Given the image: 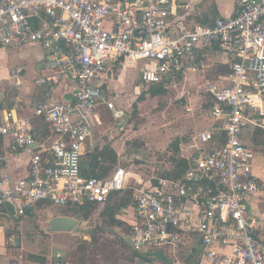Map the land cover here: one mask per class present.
I'll return each instance as SVG.
<instances>
[{
  "label": "built area",
  "instance_id": "built-area-1",
  "mask_svg": "<svg viewBox=\"0 0 264 264\" xmlns=\"http://www.w3.org/2000/svg\"><path fill=\"white\" fill-rule=\"evenodd\" d=\"M191 4L179 0H0V48L39 43L50 74L36 83L71 84V99L40 102L29 117L5 112L0 139L7 152H26L28 171L12 178L0 165V207L21 217L39 203L55 207L103 204L115 191L131 190L130 244L147 252L161 247L176 256L187 239L202 247L201 263L264 264L248 194L260 196L252 173L254 147L247 129L264 130V0H234V14L212 24L181 28L172 16ZM124 58L141 64L144 85L177 87L203 74L199 90L212 100L211 122L190 137L179 178L137 174L120 157L104 178L83 174L81 156L93 133L110 66ZM218 64L228 72L209 77ZM22 67L11 72L20 83ZM190 110V108H187ZM50 135L36 139L32 120ZM6 155H0L5 163ZM264 201V193H263ZM203 262V263H202ZM184 264V263H176Z\"/></svg>",
  "mask_w": 264,
  "mask_h": 264
},
{
  "label": "rangeland",
  "instance_id": "rangeland-1",
  "mask_svg": "<svg viewBox=\"0 0 264 264\" xmlns=\"http://www.w3.org/2000/svg\"><path fill=\"white\" fill-rule=\"evenodd\" d=\"M10 49V58L6 60L4 66L8 68L22 66V69H24L22 74L24 84L17 88L12 84L5 91L6 96L12 99L10 94L17 93L18 96L20 95L19 101L24 99V109L26 106L30 109V100L33 96L36 97L38 93V86L35 84L37 76L50 74V72H47L44 65L42 69L37 68V49L31 46L12 47ZM123 64H126V61ZM132 69L125 67L124 70L120 71L118 81H111L110 90L108 86L107 101L117 108L116 111L122 113L114 117L108 104H100L98 107H101H97V111L101 117V124H94V126L96 125L101 129H106L112 124L118 125V123L123 127L119 132L116 127L117 134L112 138V141H116L115 149L123 148L126 150L124 152L126 157L130 159L131 157H137L135 159L140 160V162L133 160L134 165L131 162L124 163L125 167L132 170L133 176L130 178L137 174L143 175V177L151 175L156 166L167 162L168 155L171 152L169 145L172 141L176 138L188 140L191 134L202 129L205 124L209 123L211 118L210 113L202 109L205 101L204 95L200 93L201 90H198L197 86H194V82H190V78L185 84H179L176 88L167 90L165 94L155 97L146 95L144 100L137 103V110L132 117L133 108L131 104L136 100V95L132 94V88L136 83L134 79L137 77L136 70ZM127 74L132 75L130 79L126 77ZM194 76L191 79L200 80L201 84L204 73ZM1 86L2 84H0V95L3 91ZM146 87V85L143 87V91L147 89ZM121 95H123L121 101L117 103V97ZM14 103V108L17 109L18 102L14 101ZM187 107L191 110H187ZM3 110H6L4 105L1 111ZM97 134L99 137L100 133L97 132ZM100 135L102 144L110 140H106L102 134ZM260 136L263 138L261 142L264 143V132ZM262 145L264 146V144ZM88 148L89 145L86 144V149ZM263 150L264 147H256L257 154ZM101 210L102 205L92 212L88 220L73 217L78 223L71 235L54 233H66L65 231H52V233L50 232L51 235L40 233L41 228L46 229L45 220H48V216L51 217L57 213L54 208L53 210L50 207L39 210V207H36L32 212L21 216L20 223H18V219H10L9 223L14 229L17 228V233L24 231L25 234L19 235V246H15L13 235L8 237L3 235V232L6 234L8 231L2 232L4 228L0 227V244H3V246L5 243L7 244L5 246L7 247V257H9L8 261L5 256H1L0 264H39L27 259L29 253L44 255L46 259L44 264H124L123 260L127 259L125 257L129 256L130 252H134L132 246H130L131 244L127 247L119 242L121 237L128 238V231L124 225L111 226L104 224L100 216ZM129 220L130 218L125 222L129 224ZM90 231L94 232L90 234ZM34 232L37 235H31ZM92 234L97 235V241L89 249H85L81 245V240L84 239L89 242ZM183 248L185 252L188 246ZM184 252L172 256L165 254L163 248L155 247L146 253L149 256H146L147 261L138 258L136 260L139 264L183 263L182 256Z\"/></svg>",
  "mask_w": 264,
  "mask_h": 264
},
{
  "label": "crops",
  "instance_id": "crops-1",
  "mask_svg": "<svg viewBox=\"0 0 264 264\" xmlns=\"http://www.w3.org/2000/svg\"><path fill=\"white\" fill-rule=\"evenodd\" d=\"M179 2H181L182 4H189V5L191 4V8L188 11H185L181 8H177L175 10L173 16H172L174 21L175 20L177 21V19H178V25L181 28H191L195 23L212 24L214 22V20L217 18H228L234 14V0H179ZM29 46L37 49V51H36L37 68L42 69L43 65L45 67V55H44L43 47L39 43H33L31 45L20 46L18 48L29 47ZM10 48H12V47L0 48V84H2L1 87L3 90L1 92V95H0V121H2L3 116H4L5 112H7V111H12L13 115L16 118H24V117L31 116L33 114V110H34L35 105L40 103V102L66 101V100H69L72 98V96L70 94L71 84H69L68 82H67V84L65 82H61L57 85H54L52 88L47 89L45 86H41V85H38L36 83V80L38 78L43 77L47 74L39 75V76H37V79L35 78L36 79L35 84H36V86H38V93H37L36 97L33 96L31 98L30 109L27 108V106L24 109V107H23V106H25L24 105V99L22 101H19L20 95L18 96L17 93L16 94H10L12 96V99H15L14 101L18 102V105H17L18 108L15 109L14 108V104H15L14 101L11 98H8V96H6L5 91L8 88H10L12 86V84L14 86H16V88L21 87L24 84V82L22 80V74H23L24 69L22 70V72L20 74L21 82L17 84L15 79L11 77V72H12V70H14L18 67H22V66H17L15 68H8L7 66H4V63L6 62V60L8 58H10V54H9L11 51ZM121 58L119 60H117L116 62H114L112 66H110V69L108 70L107 76H106L107 79L105 78V80L102 81V89L104 90L106 97H108L107 96V92H109L108 86H109V90H110L111 89V86H110L111 81H114V80L118 81L120 71L124 70L125 67L130 68V69L133 68L132 70H134V71L136 70V72H137V77L134 79V81H136V83L132 88V94L133 95L135 94L136 98H137V96L143 91V89H144L143 87L146 85V84L143 85L140 81V78H139V69L142 67V65L139 63L134 64V65L123 64L125 62V60L123 57H121ZM221 67L227 68V66H225V65L218 64L215 67H213L212 69H210V71H209L210 75H208V76L209 77H216L218 75H221V74L216 75V73H218V69ZM222 74H224V73H222ZM194 75H198V74H188L186 79L184 81L180 82V84H183V83L185 84L186 81L190 78V82L191 83L194 82V84H195L194 86H197V88L199 90V87L201 85L200 80L191 79V77L192 78L195 77ZM131 76L129 74H127L126 77L128 79H130ZM166 90H169V89H166ZM130 93H128V94H130ZM200 93H202V92H200ZM122 96L123 95L117 97V100H118L117 103L121 101ZM204 97H205V95H204ZM3 105L6 107V110L1 111ZM97 107H96L95 112H94L93 123L100 125L101 124V117L98 114L97 109L101 106H99L98 108ZM116 109L117 108H115V106L113 107V109L109 108V110H111L112 114H114V117H116V115H115L116 113L117 114L122 113L121 111H118V110L116 111ZM202 109H203V107H202ZM190 110H191V108H190ZM205 111H208V113H209V110H205ZM38 119L39 118L36 117L35 119L32 120V130L33 131H34V128L36 125V121ZM41 122H43V121H41ZM210 122H211V118H210L209 123L205 124L202 129L191 134V136L195 135L197 132H199L203 129H206L208 127V125L210 124ZM116 127L118 128L117 129L118 132H119V130L121 131L123 129V127L119 123H118V125L117 124L109 125L106 129H101V128L97 127L96 125L95 126L93 125L92 137L87 142V144L91 148L94 145H96V146L99 145L100 147H102L105 144L110 145L116 151L117 161L119 163L120 157L124 156L125 159L128 157H126L124 154V152H126V150H124L123 148L122 149H115V147H114L116 141L115 140L112 141V138H114L115 134H117ZM256 129H259V128L247 129L245 131L243 139L247 144H252L254 147L255 154H254V158H253V162H252L253 163L252 164V173H253L254 178L256 179L258 184L260 185L261 194H260V196H254V195L248 194L246 196V204L249 208L250 213L252 214V216L255 218V221H256L255 222V224H256V236L258 238V241L262 245H264V201H263V196H262L264 193V150L262 152H259L258 154L256 153V147H264L262 145L264 143L261 142V141H263V138L259 135L256 138V140L254 141L253 138H254V133H255ZM262 131H264V130H262ZM97 132L102 134L106 140L107 139H110V140L109 141L107 140V142H104L102 144V140L100 139L101 135L99 134V137H98ZM47 135H50V133L46 134L44 136L46 137ZM190 137L188 138V140H186V139L183 140V138H179L180 140H179V144H178V149H179L178 156H179V158H181L183 160H185V158L182 155L183 154L187 155L189 152H191V150L187 148V146L190 142ZM259 142H261V143H259ZM8 143H9V139H7V138L6 139H4V138L0 139V155L5 154L6 159H7L5 161V163L1 164V162H0L1 168L5 174L10 175L12 178L23 177L24 175L27 174V171H28L27 154H26V152H23L22 150L19 152H15V153L7 152L5 147ZM167 167H168L167 163H163L161 165L156 166L155 171L157 170V168L165 169ZM113 169L106 176H108L113 171ZM155 171L153 173H155ZM50 206L51 205H49L48 203H39L36 205V207H39V210H45L46 208H48ZM35 208L33 210H35ZM130 210L131 209H129V208H122L121 209L120 215L118 217L124 223H126L125 220H127L129 217L131 218V211ZM30 212H32V211H30ZM30 212H28V213H30ZM59 215H61V214L55 213L51 217L48 216V220L47 219L45 220L46 221L45 223L47 224L46 229H42L40 227L41 228L39 230L40 233L43 235L44 234L51 235L50 232L52 233V231L50 230L49 220L52 217L59 216ZM12 218L18 219L17 220V221H19L18 223L21 222V220H20L21 218L14 217V216L9 215L7 213V216H2V218H1L0 227L2 229L4 228L2 230V232L5 230L8 231L6 234H4V232H3V235H13V240H14V235H16V234L17 235H23V234H25V232L19 231L17 233V231H16L17 228L14 229L12 227V225H10V223H9V220ZM125 225L126 224H124V226ZM73 230L69 231V232L65 231L66 233H64V232H54V233H56V234L62 233L64 235H71V234H73ZM35 234L37 235L36 232H34V234H31V235H35ZM127 235H130V232ZM129 240H130V237H129ZM5 244H4V246H3V244H0V257L5 256L9 261V257H7V249H6L7 244H6V246H5ZM129 244H130V241H129ZM187 246H188V249L184 252L183 247H187ZM192 247H194L196 250L195 252H196V255L198 257L197 263H201L202 247L200 246V242L196 238L195 239H187V241L181 246V250L178 252V254H182V252L186 253ZM164 253L167 255H172L167 250H164ZM172 256H174V255H172ZM183 263L188 264L185 262V260H183ZM189 264H195V263H189ZM203 264H209V263H203Z\"/></svg>",
  "mask_w": 264,
  "mask_h": 264
},
{
  "label": "trees",
  "instance_id": "trees-1",
  "mask_svg": "<svg viewBox=\"0 0 264 264\" xmlns=\"http://www.w3.org/2000/svg\"><path fill=\"white\" fill-rule=\"evenodd\" d=\"M122 59V58H121ZM228 72V69L226 67H221L218 69V74L226 73ZM167 92L166 89L160 84H150L147 85V89L145 91H142L136 98L135 102L132 104L133 112L132 117L135 115L134 112L137 110V102H140L145 99L146 95L150 97H155L161 94H165ZM204 103H203V109L209 110L212 106V100L210 98L204 97ZM41 119H38L36 121V125L34 128V136L36 139L40 140L44 137V135L50 133L49 127L41 122ZM264 131L261 129H256L254 133V141L260 136ZM179 138H176L174 141H172L169 145V148L171 152L168 155L167 159V168L161 169L157 168L155 171L156 175L165 176V177H173V178H179L181 174L184 172V169L186 167V161L179 158L178 153V144H179ZM82 163L88 162V166L85 168L83 167V174L86 176H94L97 178H104L106 175L117 166V154L116 151L108 144L103 145L100 147L99 145H94L92 148L89 147L81 156ZM102 205V210L100 212V216L103 219V223L109 224L111 226H123L125 225L126 230L128 231V234L130 232V225L127 223H124L120 218L118 217L120 215L122 208H130L132 206V198H131V190L125 189L122 191H115L112 192L105 203L103 204H87L85 206L81 207H55L50 206V208L53 210L56 209L57 213L65 216L75 217L76 219H82V220H88L94 212V210ZM2 216H7V213L5 209L0 207V220ZM94 231H90V234ZM7 237L9 235H6ZM97 235H90L91 240L88 242L86 240H81V245L85 247V249H89V247L94 244L97 241ZM129 237H121L119 238V242L122 243L124 246L129 247ZM133 249V248H132ZM134 252H130L129 256H126L125 260H123L124 264H139L136 260L141 259L142 261H147L146 258L149 257L146 255L147 252L143 251H137L134 250ZM195 248H190L186 253L183 254V260H185L186 263H197L198 257L195 252ZM127 255V254H125ZM27 259L29 261L38 262L39 264H44L46 259L44 255H37L34 253H29L27 255Z\"/></svg>",
  "mask_w": 264,
  "mask_h": 264
},
{
  "label": "water",
  "instance_id": "water-1",
  "mask_svg": "<svg viewBox=\"0 0 264 264\" xmlns=\"http://www.w3.org/2000/svg\"><path fill=\"white\" fill-rule=\"evenodd\" d=\"M118 115L117 113L115 114ZM136 162H140V160H137ZM88 162H83V167H87ZM77 220L73 217L59 215L54 216L49 220V226L51 231H72L76 225ZM14 245L19 246V235H14Z\"/></svg>",
  "mask_w": 264,
  "mask_h": 264
},
{
  "label": "bare ground",
  "instance_id": "bare-ground-1",
  "mask_svg": "<svg viewBox=\"0 0 264 264\" xmlns=\"http://www.w3.org/2000/svg\"><path fill=\"white\" fill-rule=\"evenodd\" d=\"M131 174H132V172H131ZM131 176H133V175H131Z\"/></svg>",
  "mask_w": 264,
  "mask_h": 264
}]
</instances>
